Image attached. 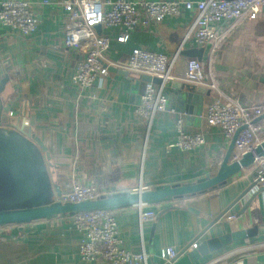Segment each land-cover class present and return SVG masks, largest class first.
<instances>
[{
	"label": "crops",
	"instance_id": "crops-1",
	"mask_svg": "<svg viewBox=\"0 0 264 264\" xmlns=\"http://www.w3.org/2000/svg\"><path fill=\"white\" fill-rule=\"evenodd\" d=\"M28 1L38 18L31 35L23 37L0 25V80L8 78L3 111L18 127L24 118V129L47 148L54 164L51 177L61 194L73 183L92 185L104 194L188 182L216 172L230 140L221 128L209 126L192 113L199 108L203 112L214 96L207 87L208 78L201 85L172 80L195 87L188 100L180 96L182 90L175 92L170 86L172 81L165 83L166 110L154 116L148 129L136 112L143 82L109 70L91 87H78L72 74L83 54L63 44L67 17L64 0ZM193 17L188 10L167 15L160 22L133 29L124 42L117 40L120 27L101 28L110 36L104 61L110 64L123 60L133 48L141 47L167 55L178 53L176 70L182 72L187 58L182 51L196 47L192 38H185ZM224 27V22L217 25L219 30ZM202 48L205 70L209 68L224 94L242 104L264 107V14L241 20L211 60L209 47ZM26 79L28 91L22 94L20 85ZM181 112H186L184 130L202 133L205 141L193 150L171 145L176 136L175 120ZM253 167L242 168L226 184L202 194L145 204L144 210L155 212L153 219L140 222L134 206L113 210L121 247L131 252L144 250L146 263L135 264H161L160 249L173 246L180 251L190 244L252 183ZM231 215L234 218L228 219ZM253 227L257 230L255 236L232 242L194 264H208L223 257L215 264H264V189L260 186L251 188L234 203L197 243ZM80 241L69 215L2 225L0 264H117L81 260ZM232 250L239 252L231 254Z\"/></svg>",
	"mask_w": 264,
	"mask_h": 264
},
{
	"label": "built area",
	"instance_id": "built-area-1",
	"mask_svg": "<svg viewBox=\"0 0 264 264\" xmlns=\"http://www.w3.org/2000/svg\"><path fill=\"white\" fill-rule=\"evenodd\" d=\"M62 4L67 12L63 44L66 48L79 50L83 54L72 74L74 84L80 88L91 87L96 78L108 74L109 65L159 77L161 83L158 85L151 81L145 82L136 106V112L149 129L154 116L166 110L165 83L181 79L201 85L208 78L207 87L214 92V96L206 104L200 118L209 126L221 128L227 140L231 139L238 127L245 125L235 140L233 160H238L248 151L251 152L254 156V180L264 188V156H258L254 152L255 146L264 139V119L255 120L264 111L262 104H242L224 94L210 75L209 68L206 71V65L195 57H187L183 71L180 72L176 70L178 53L167 55L135 47L125 59L108 64L104 61V56L110 45V36L96 30L97 25L101 28L120 27L117 40L124 42L130 32L139 26L160 22L165 16L179 14L182 10L192 11L193 21L185 38H192L196 47L208 46V60H211L229 32L241 20H253L259 14H264V0H64ZM221 22H224L225 27L219 30L217 25ZM37 23L38 18L28 0H0L1 26L12 28L27 37L36 30ZM28 86L27 79L21 82L22 94L28 91ZM179 114L175 120V140L171 145L186 151L203 145L205 141L202 133L184 130L183 116L186 112ZM99 194V190L92 185L73 183L58 200H92ZM144 205L145 203H139L134 206L140 222L155 216L153 210H144ZM69 218L81 236L78 248L81 260H107L117 264L146 263L147 254L144 250L131 252L121 247L122 240L118 236L117 222L112 210L75 212ZM232 218L234 215L228 216V219ZM196 244L192 243L187 251ZM177 252L173 246H165L160 249L159 257L162 263L169 262ZM237 252L239 250H232L231 254ZM223 259L224 257L218 258L208 264H215Z\"/></svg>",
	"mask_w": 264,
	"mask_h": 264
},
{
	"label": "water",
	"instance_id": "water-1",
	"mask_svg": "<svg viewBox=\"0 0 264 264\" xmlns=\"http://www.w3.org/2000/svg\"><path fill=\"white\" fill-rule=\"evenodd\" d=\"M96 30L100 33L101 26L97 25ZM182 54L185 57H195L201 60L203 48L193 47L182 51ZM109 70L117 71L124 78L135 76L143 82V86L145 82L150 81L157 85L161 83V79L156 76L134 73L115 67H109ZM7 80L6 76L0 80V226L27 223L53 216L71 215L75 212L97 209L113 211L117 208L133 207L139 203L151 204L163 200L181 199L202 194L226 184L231 176L238 173L242 168L252 165L254 160L253 154L249 151L244 153L238 160H231L235 140L239 132L245 128V125H242L233 133L226 152L214 174L188 182L158 184L149 188H137L131 191L100 193L92 200L61 202L57 199L61 195V190L51 177L54 164L50 162V154L47 148L31 131L24 129L27 124L24 118L22 125L18 127L11 122L10 117L3 111L4 102L8 97V91H5ZM170 86L176 93L178 90H182L180 96L182 98L186 97V100L192 97L195 88L178 80L172 81ZM164 92H166V88ZM180 110L182 111V108H179ZM201 112L202 110L199 108L192 113L201 119ZM263 117L264 112L256 120ZM254 152L258 156H264V139L255 146ZM256 186H259L258 181L253 180L224 210L213 218L190 244L178 251L169 262L161 264H194L211 252L232 242L255 236L257 230L253 227L231 231L197 243L199 237L213 223L218 221L234 203ZM263 189L260 186V190ZM194 242L197 243L196 246L187 251Z\"/></svg>",
	"mask_w": 264,
	"mask_h": 264
}]
</instances>
